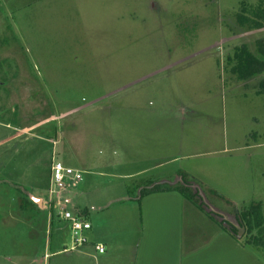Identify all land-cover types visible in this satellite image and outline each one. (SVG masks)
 I'll return each instance as SVG.
<instances>
[{"label": "rangeland", "instance_id": "rangeland-1", "mask_svg": "<svg viewBox=\"0 0 264 264\" xmlns=\"http://www.w3.org/2000/svg\"><path fill=\"white\" fill-rule=\"evenodd\" d=\"M240 8L241 0H0V264H72L66 253L45 259L49 235L33 225H66L60 206L40 201L49 200L54 159L81 171L56 190L72 214L88 211L99 237L119 233L131 214L143 233L133 199L141 188L184 185L205 214L174 191L155 195L160 209L148 221L181 236L168 251L173 264H264L238 219L260 203L264 221V72L238 79L227 61L242 45L258 55L264 26L253 28ZM52 240L70 244L66 229Z\"/></svg>", "mask_w": 264, "mask_h": 264}, {"label": "crops", "instance_id": "crops-1", "mask_svg": "<svg viewBox=\"0 0 264 264\" xmlns=\"http://www.w3.org/2000/svg\"><path fill=\"white\" fill-rule=\"evenodd\" d=\"M133 188L134 187H131V191L135 190ZM142 191L143 190L141 188L139 191V196L134 197L133 199L139 201L140 220L143 221L144 224L143 233H142V227H140L139 231L138 228L135 227L134 220L133 221L131 220L132 214L131 217L130 215H126L129 221L125 220L124 222L127 223V225H125L124 222L122 223L120 222V224L119 222L117 223L119 224L118 227H122L119 233L118 231L115 232L113 229L108 228L107 233L104 236L99 237L98 233L96 232L93 233V226L91 225L92 226L91 229L85 233L87 236V242L84 245L78 247L77 249L68 251L65 249L68 248L69 245L64 243L63 245H61V247L63 246V249L60 250L59 244L55 241L53 242L52 240L53 232L55 233L66 229L68 232V239H70L71 242L70 224L67 221H65L66 222L65 226L59 225L55 229L56 230L55 231L54 228L52 227L53 217L51 219L48 218V222L46 219L36 220L33 225L41 226L40 229H42L43 226L44 228L46 227V234L49 235V237H47V241L50 240L48 249L44 248L43 250V254H44L43 257L45 259L50 258L51 257L50 252L52 251V254L55 256L60 255L61 253H66L69 256L72 264H173V262L176 259L171 260L168 251L172 249L174 250L175 248H179V245L181 243L175 239L178 238L181 241V236L168 235L169 231L165 234L164 232H166L167 229L164 230L163 228L162 229L164 231L162 232L158 228L153 230L151 229V227L148 226V221L155 220L156 215L154 214L153 211L155 209H160L161 202H158L157 206H154L157 203L155 201V195L168 194L174 191L178 192L179 189L175 188V186L174 188L170 186L169 187L157 186L153 188L152 191L149 190L145 192ZM40 201L41 203L45 204L44 199H40ZM184 203L186 204V206L191 204L194 207L195 211L200 212L201 214H205L203 211L196 208V206L190 203L187 199H184ZM92 208L95 209L94 206H92ZM77 213L83 216L85 220H88L89 217L88 211L85 210L84 212V209L82 210L77 208ZM122 218L123 217L118 216L116 218V221H120ZM26 223L30 225V220L26 221ZM108 224H111V222ZM220 229L224 231L222 228ZM157 231H159V234H157ZM224 232L228 234L225 236L227 241L232 243L233 236L227 231ZM220 236L221 235H218L217 238L218 239L222 238ZM213 237L216 236L214 235ZM187 241L188 240L185 239V242ZM97 244L104 246L103 252H99L98 250H96L95 246ZM37 254L39 255L40 253L38 252ZM217 254L221 256V252ZM40 255H42V253ZM179 260H180L179 264H185L183 257ZM34 261L35 260H33L32 262Z\"/></svg>", "mask_w": 264, "mask_h": 264}, {"label": "trees", "instance_id": "trees-1", "mask_svg": "<svg viewBox=\"0 0 264 264\" xmlns=\"http://www.w3.org/2000/svg\"><path fill=\"white\" fill-rule=\"evenodd\" d=\"M240 9L243 12L242 16H245L244 12L246 13L249 11L253 14L250 21L253 28L264 26V0H257L255 6H251L247 0H241ZM247 20H249V18H247ZM256 46L258 55L252 53L246 45L236 47L233 54H228L227 61L231 66V71L238 79H246L255 74L264 72V37L257 41ZM175 188H178L181 194L190 203L194 204L198 209H202L201 202V205L199 203L197 204V191H191L192 189H188L184 185H176ZM85 210L86 209H84V212ZM238 219L239 223L246 229L245 242L262 251L264 254V231L262 230L264 221L261 214V204L253 203L250 206H245L238 212ZM219 225L233 237H238L235 235V227L231 223L225 221L220 222ZM255 230L258 232L254 233Z\"/></svg>", "mask_w": 264, "mask_h": 264}, {"label": "built area", "instance_id": "built-area-1", "mask_svg": "<svg viewBox=\"0 0 264 264\" xmlns=\"http://www.w3.org/2000/svg\"><path fill=\"white\" fill-rule=\"evenodd\" d=\"M82 179L81 171L71 169L68 166H65L62 162L53 160L51 166V186L49 189V200L45 202V204H49V208H53L52 205L56 203V205L60 206V216L62 219L67 221L70 224V235L71 242L69 247L65 250H74L78 247L84 245L87 242L86 232L91 229V223L88 220H85L83 216L79 213L72 214L67 208L64 207L63 201L60 192L56 189H60L70 185H74L75 182L80 181ZM57 200H54V198ZM53 200L55 202H53ZM52 201L53 203H51ZM96 250L99 252L104 251V246L97 244L95 246Z\"/></svg>", "mask_w": 264, "mask_h": 264}]
</instances>
